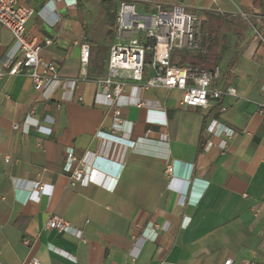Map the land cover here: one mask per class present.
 Here are the masks:
<instances>
[{"label": "crops", "instance_id": "crops-1", "mask_svg": "<svg viewBox=\"0 0 264 264\" xmlns=\"http://www.w3.org/2000/svg\"><path fill=\"white\" fill-rule=\"evenodd\" d=\"M18 2L33 6L26 38L43 47L40 58L56 66L59 84L47 97L27 76L0 80V264H264V0ZM120 2L138 13L149 3L194 13L201 42L192 54L204 69L219 67L216 87L232 86L237 97L185 108L178 91L155 88L141 94L145 108H138L135 92H126L128 141L96 138L112 125L95 81L106 77L110 48L121 42ZM20 58L11 34L0 30V61ZM146 109L163 112L165 125L147 124ZM211 120L233 135L208 134ZM68 150L73 169L82 162L93 171V184L71 186ZM37 183L46 188L36 202ZM51 217L68 230H46Z\"/></svg>", "mask_w": 264, "mask_h": 264}, {"label": "built area", "instance_id": "built-area-1", "mask_svg": "<svg viewBox=\"0 0 264 264\" xmlns=\"http://www.w3.org/2000/svg\"><path fill=\"white\" fill-rule=\"evenodd\" d=\"M26 1L32 4L36 0ZM34 14L32 5H22L18 0H0V30L11 34L16 51L21 56L15 62L11 59L0 61V80L24 75L31 80L36 92L50 95L59 84L56 66L40 58L43 47L28 40L25 34L26 25ZM200 25V19L179 4L164 6L149 3L148 11L138 13L134 4L119 3L115 17V35L121 42L110 48L106 77L95 81L97 93L103 97L105 105L111 110L112 125L109 134L98 133L96 138L125 140L126 137L128 141L132 124L122 120L123 105L120 103L126 92L128 95L135 92L134 106L138 108H145L141 94L155 88L178 91L181 94L179 105L185 108L207 109L210 102H219L223 97H237L236 89L232 86L216 87L220 78L219 67L207 70L192 65H179L173 61L176 54L195 53L199 50ZM50 44V41L45 42V46ZM147 53L150 55L149 62L145 61ZM88 60L89 48L83 45L80 53L83 67L88 64ZM225 110V107L220 108L221 112ZM263 113L264 104H260L259 114ZM146 114L147 124L165 125V121L161 119L163 112L146 109ZM151 115H157L160 119L152 120ZM38 130L42 131V128ZM206 132L211 135L225 134L228 137L233 135L227 130H220L215 120L208 123ZM116 134H121V137ZM75 162L73 151L68 150L64 171L70 174L71 186L93 184V171L87 169L82 162L78 169H73ZM172 172L173 168L168 167V176H171ZM45 188L38 183L34 184L30 199L37 202L39 196L45 193ZM253 214L256 216L259 211L255 209ZM68 228L66 221L56 217H51L45 224L46 230H55L58 233H63ZM31 264L39 263L33 260ZM223 264L233 262L226 260ZM237 264L255 262L241 261Z\"/></svg>", "mask_w": 264, "mask_h": 264}, {"label": "rangeland", "instance_id": "rangeland-1", "mask_svg": "<svg viewBox=\"0 0 264 264\" xmlns=\"http://www.w3.org/2000/svg\"><path fill=\"white\" fill-rule=\"evenodd\" d=\"M111 17H112V15L109 17V19H110L109 22H111V20H112ZM241 17L244 18V19H246L244 16H241ZM246 20H248V19H246ZM110 38L111 39L109 40V44H110V42H113L114 43L116 41L114 34H113V37H110ZM200 42H201V40H200ZM109 44H105L106 45L105 47L108 48V45ZM202 44H203V42H202ZM196 53H194V54H196ZM145 61L146 62H149L150 61V55H149V53L146 54ZM174 61L177 62L178 60L175 59ZM190 63H196V64L198 63V65H200L198 67H200V68L201 67L207 68L206 64L199 63L198 60H197V56L196 55H193L192 53L180 56V60H179V63H178L179 65H187V64H190Z\"/></svg>", "mask_w": 264, "mask_h": 264}, {"label": "water", "instance_id": "water-1", "mask_svg": "<svg viewBox=\"0 0 264 264\" xmlns=\"http://www.w3.org/2000/svg\"><path fill=\"white\" fill-rule=\"evenodd\" d=\"M100 165H101V166H104V165H105V163L101 161V162H100ZM100 165H99V166H100Z\"/></svg>", "mask_w": 264, "mask_h": 264}, {"label": "trees", "instance_id": "trees-1", "mask_svg": "<svg viewBox=\"0 0 264 264\" xmlns=\"http://www.w3.org/2000/svg\"><path fill=\"white\" fill-rule=\"evenodd\" d=\"M192 66H195V65H192Z\"/></svg>", "mask_w": 264, "mask_h": 264}]
</instances>
